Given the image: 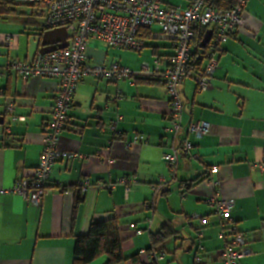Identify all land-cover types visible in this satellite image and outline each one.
<instances>
[{"label":"crops","instance_id":"obj_1","mask_svg":"<svg viewBox=\"0 0 264 264\" xmlns=\"http://www.w3.org/2000/svg\"><path fill=\"white\" fill-rule=\"evenodd\" d=\"M190 1L161 4L187 8ZM243 18L245 25L222 46L209 90L197 91L196 70L189 71L180 86L184 125L206 121L211 131L200 140L190 137L191 157L180 158L174 175L162 159L172 142L164 134L169 100L163 80L134 76L120 82L90 77L81 81L58 147L85 157L54 165L40 207L16 194L0 195V264H74L76 237L85 236L91 222L109 219L119 223L125 257L153 248V237L167 226L173 233L155 248L165 253L157 264H198L196 256L202 257L200 264H222L224 241L217 237L222 221L207 204L212 195L209 180L214 179L222 183V197L233 201V225L252 251L239 263L264 264V0H249ZM43 28V19L28 6L0 4V125L11 122L7 102L14 104L17 118L10 133L0 137V188L31 176L39 164L43 128L51 119L58 88L51 79L22 80L8 65L28 62L39 52ZM159 30L140 34L145 45L137 53L91 40L87 62H116L134 72L142 62L152 69L157 62L162 71L174 54V43L157 37ZM202 62L201 68L207 63ZM118 115L122 120L115 134L110 125ZM140 134L147 143L126 149L125 142ZM121 177L137 180L128 193L121 186L114 191L96 186ZM86 179L92 185L79 202L78 184ZM194 213L201 220L189 227ZM90 264H107V259L98 257Z\"/></svg>","mask_w":264,"mask_h":264},{"label":"built area","instance_id":"obj_2","mask_svg":"<svg viewBox=\"0 0 264 264\" xmlns=\"http://www.w3.org/2000/svg\"><path fill=\"white\" fill-rule=\"evenodd\" d=\"M248 2L249 0H235L231 9L224 10L215 8L212 0H191L187 8L176 9L164 8L161 0H0V4L17 3L28 6L35 17L43 19L45 31L65 27L69 33L67 48L51 53H41L39 50L28 62L16 60L8 65V69L22 80L51 79L56 82L58 89L51 119L43 128V146L38 167L31 176L17 178L11 188H0V195L16 194L29 204L40 207L42 198L48 192L47 185L54 165L58 161L81 160L85 157L77 152L61 150L58 145L70 120L69 111L77 87L83 79L89 77L109 82L132 80L134 76L163 80L169 100V125L164 128V134L172 142L162 159L174 175L180 158L191 157L194 146L190 137L200 140L211 131V125L206 121L190 122L187 125L182 122L186 111L180 97V86L189 73L194 32L196 29L206 28L213 32L211 41L201 54V58L207 63L203 68L196 69L193 76L197 91L202 93L208 91L211 86L222 46L245 25L243 14ZM153 27L160 28L157 37L174 43V54L166 69L159 71L157 65L160 64L157 62L154 69L147 62H142L136 72L116 62L109 66L87 62L85 52L91 40L101 41L110 49L141 51L145 43L140 34ZM131 83L133 84V81ZM5 108L11 122L17 121L14 104L7 102ZM121 120L122 117L118 115L111 123L113 133L119 131L118 124ZM11 122L0 125V137H6L10 133ZM146 143L147 138L140 134L134 135L124 146L128 149ZM217 171V167L213 166L211 172ZM136 183L134 178L121 177L115 183L98 182L96 186L109 191L121 186L125 188V193H128L130 186ZM209 183L212 195L207 198V204L222 221L221 229L217 233V237L224 241L220 250L221 262L240 264L239 261L251 255L252 251L248 248L243 233L238 232L233 225V201L222 197L221 181L214 179L209 180ZM91 185L92 182L88 179L79 182L81 195L87 192ZM190 219L188 226L192 227V221L201 220V217L194 213ZM147 220L151 221L150 218ZM206 222L204 218L202 223ZM136 233L142 234V231ZM199 249L204 250L202 247ZM138 255L151 264H157L165 257L162 250H140ZM202 261L201 256H196V263L200 264Z\"/></svg>","mask_w":264,"mask_h":264},{"label":"trees","instance_id":"obj_3","mask_svg":"<svg viewBox=\"0 0 264 264\" xmlns=\"http://www.w3.org/2000/svg\"><path fill=\"white\" fill-rule=\"evenodd\" d=\"M235 0H214L213 5L216 8L224 10L231 9L234 6ZM206 29H196L193 35L192 50L193 53L190 59L189 71L200 69L203 65L199 44ZM45 32V29L42 30ZM78 201L82 202V196L79 194ZM210 207V206H209ZM89 227V231L85 236H77L74 244L73 260L74 264H90L98 259L104 257L107 259V264H120L123 261H131L133 264H143L138 255L133 257H125L121 246V239L119 234V223L115 219L108 221H93ZM222 226V222H221ZM163 232L153 237V248L155 250L158 245L164 243L173 233L170 228L164 226Z\"/></svg>","mask_w":264,"mask_h":264},{"label":"water","instance_id":"obj_4","mask_svg":"<svg viewBox=\"0 0 264 264\" xmlns=\"http://www.w3.org/2000/svg\"><path fill=\"white\" fill-rule=\"evenodd\" d=\"M212 30L207 29L203 35V39L199 44V49L204 50L207 44L212 39ZM69 39V33L65 27L61 29H53L50 31H46L42 33L41 43H40V52L41 53H51L57 50H63V48H67ZM4 121H0V124Z\"/></svg>","mask_w":264,"mask_h":264},{"label":"rangeland","instance_id":"obj_5","mask_svg":"<svg viewBox=\"0 0 264 264\" xmlns=\"http://www.w3.org/2000/svg\"><path fill=\"white\" fill-rule=\"evenodd\" d=\"M144 51H147V50H144ZM135 53H137V52L135 51Z\"/></svg>","mask_w":264,"mask_h":264}]
</instances>
